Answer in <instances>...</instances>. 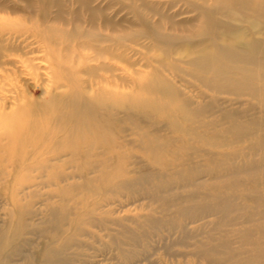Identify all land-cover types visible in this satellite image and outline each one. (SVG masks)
<instances>
[{
    "label": "bare ground",
    "instance_id": "bare-ground-1",
    "mask_svg": "<svg viewBox=\"0 0 264 264\" xmlns=\"http://www.w3.org/2000/svg\"><path fill=\"white\" fill-rule=\"evenodd\" d=\"M187 1L195 19L173 23L166 17L184 34L165 35L142 19L139 35L152 34L160 46L188 50L178 60L185 68L176 61L158 62L160 67L138 85L155 95L145 101L115 88L117 80L132 84V79L115 74L117 67L109 60L122 58L131 66L125 53L131 49L124 42L133 43L138 34L115 35L118 24L105 12L107 8L92 7L89 0L74 1L87 10L83 22L88 28L77 11L72 22L64 18L62 0H39L45 9L38 21L0 19V70L27 63L26 54L41 48L49 81L38 104L15 103L10 111H0V264H90L86 249H92L91 238L99 242L96 255L104 263L98 264H264V0ZM0 5L17 10L14 4ZM52 5L56 11L50 18ZM25 6L29 13L35 10L33 2L26 1ZM219 16L238 24L223 22ZM51 21L74 24L59 30ZM73 44L95 51V56L81 60L79 68L73 66L61 56L72 51ZM106 55L108 60L103 59ZM165 71L173 78L164 76ZM186 77L212 93L233 98L222 100L201 92L189 95ZM101 81L111 86L97 87ZM246 97L248 102H243ZM180 118L187 124L179 123ZM126 121L136 130L132 138L121 125ZM215 126L219 130L214 131ZM175 133L192 136L180 163L165 165L167 170L162 172L151 169L147 175L124 165L125 161L137 165L129 162L135 155L121 154L135 147L149 165L160 168L162 159L180 146L182 140ZM241 143L245 150H235ZM225 147L232 150H211ZM64 152L84 166L76 173H53L49 162ZM106 162L112 164L110 171L105 170ZM40 167L51 171L32 178L49 177L57 196L66 191L61 183L74 177L80 183L67 186L88 192L80 200H69L70 210L79 206L67 212L71 218L65 210L57 216L51 203L42 202L44 210L22 206L23 189L38 184L30 172ZM136 174L137 179L180 177L146 191L145 197L156 205L150 214L117 217L115 206L123 202L115 203L106 195L127 190ZM120 176L128 181L112 185ZM100 177L107 180L105 184L99 183ZM3 182L11 185L7 192H1ZM88 197L93 200L86 203Z\"/></svg>",
    "mask_w": 264,
    "mask_h": 264
},
{
    "label": "rangeland",
    "instance_id": "rangeland-1",
    "mask_svg": "<svg viewBox=\"0 0 264 264\" xmlns=\"http://www.w3.org/2000/svg\"><path fill=\"white\" fill-rule=\"evenodd\" d=\"M26 1L33 2L35 6V10L32 13H29V11L24 10ZM64 2V18L68 20H71V22L74 20L73 18V12L77 11L79 14V17L81 21L87 19L88 12L85 8L81 7L79 4H76L75 0H62ZM93 1L90 6L92 7H100L102 9L107 8L105 10L106 13L109 15H112L113 20L118 24L117 25V32L115 35H123L125 32H131L138 34L139 29H141L142 25V19H145L150 23V26L152 29H158L159 32L165 34V35H174L176 34L181 35L184 34V32L179 31V27H172L171 23L166 19V17L171 18V21L173 23L175 22H183V21H192L196 18L195 12H193L192 6H190L189 2L187 0H89ZM192 3L202 4L199 0H189ZM0 2H5L8 6L14 4L17 7V10H12L10 8L14 7H2L0 5V19L5 20H21L24 18H29L31 21H37L42 18V10L45 9L44 5H42L39 0H0ZM213 2L210 1L208 5H212ZM111 5V6H110ZM14 11V12H13ZM56 11V6L52 5L49 7V13L50 18L54 16V13ZM67 12V15H66ZM155 12L160 14H155ZM219 20L223 22H228L230 24L236 25L238 23L231 21L228 18L225 17H218ZM50 22V20H49ZM70 22L71 25H73ZM51 26H53L56 29L66 30V28L70 27L71 25H66V23H62L59 21H51ZM84 28H88L86 22H83ZM158 24V25H157ZM159 26V27H157ZM244 28L247 26L246 24L243 25ZM182 28V27H181ZM184 28V27H183ZM189 28V27H187ZM102 33H106V30L101 29ZM149 34V33H148ZM152 34L150 35H137L134 39V42L131 43L130 41L124 42L127 44V46L131 49V51H126L125 53L130 56L129 61L132 62V65L129 66L127 61H124L122 58L113 59L110 62L114 63L117 67V70L115 74L122 76L127 75L130 76L132 79V84L124 83L121 80H117V87L116 90L121 93H130L131 96H133L137 100H146L154 98V94H148L147 92L143 91V89H139V84L145 82L152 73V69H155L157 67H160L158 65V62H175L179 66L184 67L182 63L178 62L179 59L182 58L186 54L185 51H188L186 46H174L172 48H166L164 46H160L158 43L154 42L152 39ZM77 44V43H76ZM73 50L72 51H64L61 53V56L63 55L66 59V57L69 58V63L77 68L81 67V60L82 62H87L88 57L95 56V51L78 47L73 44ZM33 49H38L36 44H33L31 46ZM30 50H27L28 52ZM26 57L30 60L27 61L25 64L18 63L13 66H5V71L0 70V111L8 112L13 108L15 103L24 104L28 101H31L32 103L38 104L40 100H42L45 96V89L49 85V81L47 80V73L45 70V66H47V62L45 61V52H43L40 48L39 51L35 50L32 53H27ZM102 58V57H101ZM107 55L104 60L107 59ZM100 59V58H99ZM89 64H96L94 61H90ZM83 65V64H82ZM136 72V74H135ZM132 73V74H131ZM101 75L108 77V73L100 71ZM164 76L168 77L169 79H172L170 73L165 71L163 73ZM6 77L5 79H2L3 77ZM80 77L82 79H86L87 76L84 73H80ZM186 80L190 82L188 88L185 89L187 94L189 95H196L197 93L201 92L203 94L213 95L216 98L229 100L233 97L229 95L224 94H217L212 93L205 89L200 83H198L195 79H192L190 77H186ZM179 86V84H177ZM106 87L111 86L108 85L106 82L101 81L97 87ZM31 87V90H30ZM264 87V85H263ZM107 88V87H106ZM60 90H64L61 88ZM16 100V101H15ZM18 100V101H17ZM249 98H244L243 102H248ZM254 100L250 99L249 102H253ZM229 104V103H228ZM230 105H228L229 107ZM236 104L230 106L235 107ZM164 120H169L167 118H164ZM179 123L187 124L184 120L179 119ZM122 127H125L127 129L126 133L130 138L135 136V128L132 129L131 125H129L128 121L121 124ZM131 130H133L132 136L130 135ZM214 131L219 130L217 126L213 128ZM51 132H56L55 129L50 128ZM164 135H166L164 133ZM178 138H181V143H178V148L174 149L173 153L167 154L165 157L169 158H163L162 163L163 166L160 165L159 167H156L155 165H149L150 162L145 158L143 152L141 149L138 148H127L124 149V152L121 154H125L128 156L135 155L134 159H129V162H136L137 165H130L127 164L128 162L125 161V164L123 161L122 164L126 165L128 168L137 169L135 170L138 173V170L141 169L145 173L143 175H147L148 172H150L151 169H153L152 172H155L154 169H159L160 172L167 170V167L165 165L168 164H178L182 160V158L185 156V149L188 147L190 139L192 136L189 134L184 133H175L172 134ZM161 136V135H160ZM190 136V137H189ZM210 136V135H209ZM194 147H200L201 144L198 143H190ZM235 150L239 151L245 150V144H239L234 146ZM213 152H219V151H225L230 152L232 150L229 148H212ZM189 151L186 149V152ZM165 159V160H164ZM143 160V161H142ZM200 160V159H199ZM51 164V169H53V173L61 172L62 170L66 173H76L78 172V169H80L81 166H84V163L79 160H74L72 153L64 152L62 156L59 159H54L49 162ZM115 164V163H114ZM120 164V163H119ZM110 162H106L105 164V170L110 171L111 169ZM152 166V167H151ZM107 167V168H106ZM51 171L50 169H42L36 168L35 171H31V178L38 177L40 173H43L44 171ZM136 180L133 179L131 181H128L125 176H120L112 180V185H118L123 179L128 181V189L127 190H121V192H109L107 193L106 197L115 199V203H118L117 201L120 200L123 203L120 204L119 207L115 206V209L117 210L115 213L117 217L123 218L126 215L127 216H138V215H147L152 212V209L156 207L155 204H152L149 200L145 197L147 195L146 191L155 187V186H163L171 181L177 180L180 175H166L164 177H151L147 178H140L137 179L139 175H135ZM154 178V179H153ZM33 179V178H32ZM49 177H42L37 178L35 180L37 185L28 188L23 189V193L21 194V203L22 206H26L28 208L37 209L39 210L42 208L43 210L46 207H43L44 203H51L52 207H54V211L57 212V216L62 215V212L65 210L66 213L69 211H73L75 208H79V206L73 208L70 210V199L71 198H78L80 200L82 197L88 195V192L85 189H81L80 187L77 189H73L72 187H68L67 184L70 182L73 183H80V179L77 177H74L73 179L68 180V182H62L61 185L66 187V191L63 192L62 195L57 196V191L55 190L56 187L53 185H50L48 183ZM104 178H99V183L103 182L106 183ZM137 181V182H136ZM2 185V191L1 192H7L9 190V182H3ZM22 185V184H21ZM108 185H111L108 182ZM19 187V186H17ZM29 193L30 195H23ZM53 195L54 198H51L49 201L46 200L47 195ZM20 195V196H21ZM115 196V197H114ZM132 199L125 201L128 197H132ZM93 199L88 197L87 202H91ZM151 203V205H149ZM79 205V204H78ZM50 206V205H49ZM81 206V205H80ZM8 206L5 204L3 208H7ZM52 209V208H51ZM127 212V213H126ZM126 213V214H125ZM69 215V213H67ZM155 216H158V213H154ZM77 216V215H76ZM74 215V219L76 218ZM71 218L72 215H69ZM79 217V215H78ZM39 218V216H38ZM59 219V218H58ZM56 221V220H55ZM130 227H134L135 225L133 223H130L128 221L124 222ZM65 224V223H64ZM61 226V225H59ZM66 228V225L64 226ZM50 231V230H49ZM51 234L55 235V231H50ZM102 234V233H101ZM90 242V248L92 249H86V253L90 256V259H88V262L90 264H98V261H101L102 256H97L99 252L97 249L99 248V242L96 238H91ZM94 248V249H93ZM96 250V251H95ZM104 263V261H101ZM156 264V263H155Z\"/></svg>",
    "mask_w": 264,
    "mask_h": 264
}]
</instances>
